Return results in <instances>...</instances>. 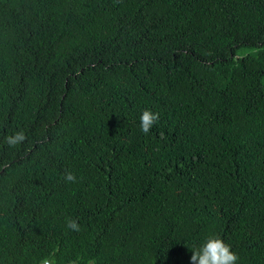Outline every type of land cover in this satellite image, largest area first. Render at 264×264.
Segmentation results:
<instances>
[{
  "label": "trees",
  "instance_id": "1",
  "mask_svg": "<svg viewBox=\"0 0 264 264\" xmlns=\"http://www.w3.org/2000/svg\"><path fill=\"white\" fill-rule=\"evenodd\" d=\"M213 237L264 264V0H0V264Z\"/></svg>",
  "mask_w": 264,
  "mask_h": 264
},
{
  "label": "clouds",
  "instance_id": "2",
  "mask_svg": "<svg viewBox=\"0 0 264 264\" xmlns=\"http://www.w3.org/2000/svg\"><path fill=\"white\" fill-rule=\"evenodd\" d=\"M160 114L150 110H144L140 116V129L144 134H148L152 127L159 121ZM26 140L24 132H16L12 136L6 137L9 147H16ZM66 182H76V176L71 172L64 174ZM67 227L73 231H79V226L75 220L69 219ZM238 256L231 250L230 245L226 244L218 237L209 238L200 248L191 255V264H237ZM40 264H56L54 254L51 257L44 258ZM88 264H95L90 260Z\"/></svg>",
  "mask_w": 264,
  "mask_h": 264
},
{
  "label": "rangeland",
  "instance_id": "3",
  "mask_svg": "<svg viewBox=\"0 0 264 264\" xmlns=\"http://www.w3.org/2000/svg\"><path fill=\"white\" fill-rule=\"evenodd\" d=\"M247 52H248V50H246V49H241V50L238 51V54H239V55H242V54L247 53Z\"/></svg>",
  "mask_w": 264,
  "mask_h": 264
}]
</instances>
